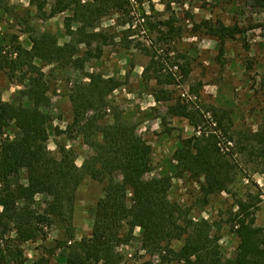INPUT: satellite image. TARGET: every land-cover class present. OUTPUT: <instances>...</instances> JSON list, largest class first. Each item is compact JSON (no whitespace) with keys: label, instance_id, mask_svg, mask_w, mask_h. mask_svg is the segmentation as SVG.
Listing matches in <instances>:
<instances>
[{"label":"rangeland","instance_id":"1","mask_svg":"<svg viewBox=\"0 0 264 264\" xmlns=\"http://www.w3.org/2000/svg\"><path fill=\"white\" fill-rule=\"evenodd\" d=\"M94 0H82L87 3ZM54 0H4L0 4V54L16 58L17 46L32 49L33 38L54 34L60 45L72 40L66 18L71 11L43 17L51 11ZM43 4L42 11L40 5ZM45 12V13H44ZM208 22V25L206 24ZM73 28L79 24L72 22ZM175 30L171 32V27ZM232 27L233 36L219 39L216 28ZM236 28V29H235ZM97 31L109 35L102 44L89 49L80 45L74 62L33 63L44 74L51 98L42 107L51 116L48 146L58 155V144L76 153L82 167L92 155L91 147L75 129L70 95L76 83L88 81V74L114 77L121 85L109 97V108L102 124L115 117L133 124L152 146L153 170L146 178L169 176V200L183 210L185 221H207L218 238L223 256L235 258L240 244L236 232L239 202L251 205L256 225L264 228V7L260 0H128L126 9L111 12L96 23ZM172 29V30H173ZM174 35V36H172ZM172 36V37H171ZM147 44L157 52L163 74H172L171 84L159 85L151 71L145 78L151 57L139 47ZM32 69L23 65L15 73L0 70V104L33 107L26 95ZM170 99L157 100L156 94ZM181 99L201 111L198 132L189 119L169 114V107ZM214 133L227 158L234 164L235 181L228 191L207 196L203 179L193 177L175 159L182 141L195 134ZM16 126L0 129V143L14 138ZM121 177H117L119 180ZM27 184V172L18 176ZM105 183L86 175L76 192L74 228L76 240L92 234L96 207L104 195ZM131 204L132 192H128ZM50 197L38 195L36 207L45 208ZM61 224L43 225L35 240L20 241L15 231L0 238L6 261L0 264H65L68 241ZM130 241L117 247L120 264H189L174 259L166 245L153 251L145 248L140 227L123 228ZM183 240H174L170 248L178 250ZM165 246V247H164Z\"/></svg>","mask_w":264,"mask_h":264},{"label":"trees","instance_id":"2","mask_svg":"<svg viewBox=\"0 0 264 264\" xmlns=\"http://www.w3.org/2000/svg\"><path fill=\"white\" fill-rule=\"evenodd\" d=\"M3 1L0 0V4ZM260 2L264 7V0ZM127 5L128 0L87 3L54 0L50 13L43 17L71 11L72 16L66 18V28L72 40L60 45L54 34L46 32L33 38L30 50L17 46L16 58L0 54V70L15 73L25 64L31 67L33 74L25 93L34 104L33 107L0 104V129L11 123L17 128L14 138H5L0 143V238L15 231L20 241L35 240L43 233L41 227L52 226L56 219L66 239L72 241L65 264H120L122 258L116 249L130 241L131 232L123 231L128 222L131 229L141 228L145 248L157 251L166 245L176 260L189 264H264V228L256 225L251 205L239 202L240 211L235 219L239 250L235 258L227 259L221 252L218 238L211 233L209 222L182 219L181 206L168 197L172 185L170 177L146 178L153 170V148L138 133L137 127L119 117H115L113 123H101L107 115L109 95L121 85L116 78L88 74V81L76 83L70 95L73 125L92 149V155L82 167L77 165L76 153L67 145L58 144V155L49 149L48 127L52 118L42 107L50 106L51 98L47 94L44 74L33 60L47 64L74 62L72 59L78 55L82 44L89 49L88 57H94L92 46L96 42V55L100 56L102 44L108 41L109 35L97 31L96 23L113 11L126 9ZM42 8L43 4L41 11ZM73 21L79 24L76 28H73ZM170 27L173 33L175 30ZM214 32L223 41L236 33L228 26L216 28ZM139 47L151 57L144 71L145 78L151 77L148 75L151 71L159 85L173 83V75L163 74L161 67L158 68L161 61L157 52H152L145 43ZM156 98L170 99L162 93H157ZM169 114L189 119L198 132L202 131L198 128L203 115L190 103L176 100L169 107ZM175 159L193 177L203 179L202 191L207 196L228 191L235 181L234 164L214 133L204 132L184 139ZM22 170L27 172V184L18 179ZM86 175L105 183L104 195L97 203L92 234L76 240V192ZM38 195L50 197L45 208L36 207ZM174 240H183L180 249L170 248ZM2 261L6 259L0 249V263Z\"/></svg>","mask_w":264,"mask_h":264}]
</instances>
